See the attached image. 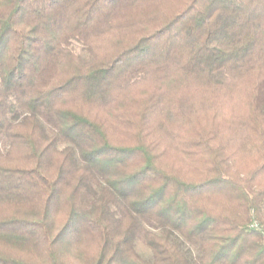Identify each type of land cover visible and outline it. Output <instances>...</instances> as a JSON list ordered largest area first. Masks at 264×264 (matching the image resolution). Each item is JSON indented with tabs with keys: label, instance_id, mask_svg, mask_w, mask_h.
I'll use <instances>...</instances> for the list:
<instances>
[{
	"label": "trees",
	"instance_id": "1",
	"mask_svg": "<svg viewBox=\"0 0 264 264\" xmlns=\"http://www.w3.org/2000/svg\"><path fill=\"white\" fill-rule=\"evenodd\" d=\"M261 177L264 0H0V264H264Z\"/></svg>",
	"mask_w": 264,
	"mask_h": 264
},
{
	"label": "rangeland",
	"instance_id": "2",
	"mask_svg": "<svg viewBox=\"0 0 264 264\" xmlns=\"http://www.w3.org/2000/svg\"><path fill=\"white\" fill-rule=\"evenodd\" d=\"M236 128H238V130L241 132V126L240 125H238V126H236ZM238 131V132H239ZM173 154H174V159L175 160H177V163L178 164H185L184 163V160H185V158L186 157H184V153L181 151V153H179L178 152V154H177V152L175 153V152H173ZM230 158V162H228V165H230V167L232 168V169H234V170H236V171H239V169L241 168V167H243L242 165L244 164L243 162H244V160L243 159H239V161H237L236 159H235V161L233 160V158L231 159V157H229ZM259 183H261V184H264V177H261L260 178V180H259ZM136 249H137V251L139 252V254L142 256V257H144L145 259H151L152 258V251H151V249L146 245V244H144L143 242H141V241H138L137 242V244H136ZM195 253V252H194Z\"/></svg>",
	"mask_w": 264,
	"mask_h": 264
},
{
	"label": "built area",
	"instance_id": "3",
	"mask_svg": "<svg viewBox=\"0 0 264 264\" xmlns=\"http://www.w3.org/2000/svg\"><path fill=\"white\" fill-rule=\"evenodd\" d=\"M258 224H259L258 222H254V223L251 224V226H256L257 227V226H259ZM262 228H263V236H264V225L262 226Z\"/></svg>",
	"mask_w": 264,
	"mask_h": 264
}]
</instances>
